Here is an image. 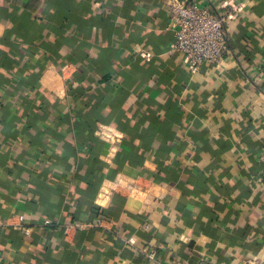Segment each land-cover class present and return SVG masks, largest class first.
I'll return each mask as SVG.
<instances>
[{
	"label": "crops",
	"instance_id": "0c3cea01",
	"mask_svg": "<svg viewBox=\"0 0 264 264\" xmlns=\"http://www.w3.org/2000/svg\"><path fill=\"white\" fill-rule=\"evenodd\" d=\"M197 1L232 15L193 75L168 0H0V264H264V0Z\"/></svg>",
	"mask_w": 264,
	"mask_h": 264
},
{
	"label": "built area",
	"instance_id": "2783aa9c",
	"mask_svg": "<svg viewBox=\"0 0 264 264\" xmlns=\"http://www.w3.org/2000/svg\"><path fill=\"white\" fill-rule=\"evenodd\" d=\"M168 15L167 30L174 36L171 51L182 56L191 74L199 73L205 63L218 65L224 62L229 47L227 23L232 15L230 8L226 6L211 8L197 0H168ZM112 133L108 127H103L99 132L100 136L111 141V144L121 141L123 137L121 133ZM108 189L130 197L147 193L151 185L142 177L121 176L115 181L105 182L104 195L109 194ZM104 222V219L95 222L76 221L66 227L85 229L94 225L103 226ZM24 231L28 232V229L24 228ZM128 241L135 242L133 238H129ZM142 251L151 261L160 263L159 252L155 248H143Z\"/></svg>",
	"mask_w": 264,
	"mask_h": 264
},
{
	"label": "trees",
	"instance_id": "16d2710c",
	"mask_svg": "<svg viewBox=\"0 0 264 264\" xmlns=\"http://www.w3.org/2000/svg\"><path fill=\"white\" fill-rule=\"evenodd\" d=\"M90 151H93L92 148L90 149ZM118 159L120 160V168H122V167H123V166H122V165H123V162H121V160L123 159V155L121 156V155L119 154L116 160H118ZM91 168H93V167H91ZM112 172H114V170H110V174H109L110 176H111V173H112ZM88 176L91 177V178H93V177H94V175H93V171H91L90 174H88ZM98 211H100L99 208H98ZM104 212L108 213L109 211L104 210ZM106 213H105V214H106ZM108 214H109V213H108ZM51 215H52V213H51Z\"/></svg>",
	"mask_w": 264,
	"mask_h": 264
}]
</instances>
